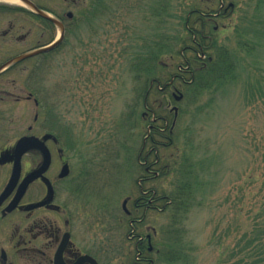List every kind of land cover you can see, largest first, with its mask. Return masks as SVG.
I'll use <instances>...</instances> for the list:
<instances>
[{
    "label": "rangeland",
    "instance_id": "1",
    "mask_svg": "<svg viewBox=\"0 0 264 264\" xmlns=\"http://www.w3.org/2000/svg\"><path fill=\"white\" fill-rule=\"evenodd\" d=\"M32 1L69 23L61 45L27 66L36 64V97L46 106L38 122L63 119L69 155L74 159L81 151L86 157L80 199L88 210V227L99 225L100 264H133L140 225L127 224L122 203L127 200L126 210L134 212L142 141L147 140L152 158L155 142L168 137L169 130L171 146L157 150L164 163L173 158L177 163L170 174L144 186L158 192L178 184L190 188L192 206L177 221L188 244L187 264H246L239 261L241 248L257 251L255 245L264 242V0H221V8L220 0ZM196 8L217 15L201 28L200 21L194 22L199 13H190ZM185 18L219 53L220 65L208 66L195 78L185 65L191 55ZM39 22L21 15V34L28 33L21 52L59 34L55 26ZM198 61L207 63L202 54ZM24 70L22 83L29 77ZM170 74L182 76L171 78L179 101L170 97L173 88L146 94L152 78L166 80ZM145 97L159 119L143 107ZM172 217L168 209L145 210L141 224L153 250L161 244L166 256L174 252L177 235ZM85 228V238L96 235V229Z\"/></svg>",
    "mask_w": 264,
    "mask_h": 264
},
{
    "label": "flooded vegetation",
    "instance_id": "2",
    "mask_svg": "<svg viewBox=\"0 0 264 264\" xmlns=\"http://www.w3.org/2000/svg\"><path fill=\"white\" fill-rule=\"evenodd\" d=\"M29 1L44 9L32 0ZM63 1L70 5L77 4L80 0ZM220 2L221 8L223 4L221 0ZM232 5L229 3L230 7ZM198 9L191 12L201 13L205 20L217 15ZM21 15L20 6H12L7 2L0 3V264H54V255L62 242L58 264H91L90 261L82 260L83 256H89L96 264H100L102 250L97 237L99 225L94 222L89 226L93 232L97 227L94 237L84 236L85 227L89 228L86 223L88 210L80 195L83 187L81 182L84 184L82 174L87 163L86 157L82 156L81 151H77L78 156L74 159L69 155L70 141L67 125L63 119L58 123L59 119L50 116L45 123L38 122L46 106H43L42 100L36 97L38 88L34 84L33 76L36 64L34 62L27 66L32 59L56 50L64 38L59 46L50 52L9 63L16 56L36 48L35 45L27 51H20L21 41L28 35V33L21 34ZM65 17L71 18L67 13ZM59 20L64 27L65 35L69 23L63 18ZM2 26L6 28L2 29ZM24 69H28L29 77L22 83L21 76ZM191 73L192 71L189 70L190 75ZM178 77L182 78L181 75ZM174 91L178 93V90L173 88L171 92L173 99ZM49 113L51 115V112ZM22 124L25 126L20 132L18 128ZM47 134L51 137L44 139V135ZM23 136H33L42 143L49 153V163L41 176L29 182L24 191L20 192L19 186L22 180L37 170L44 159L42 152L36 148L23 153L18 160V178L9 184L16 165L15 144ZM146 145L147 140L142 141L141 150L137 155L141 168L137 179L140 195L132 200L134 212L126 210L127 200L122 206L128 218L127 224L131 227L133 223L140 225V228H136V239L133 244L135 261L140 263L147 259L145 251L154 252L151 245L152 237L145 233L146 227L141 226L144 212L152 210L160 213L163 210L156 202L158 198L155 199L154 194L148 196L147 191L151 186L144 185L159 179V174L164 172L165 163L157 150L158 146L152 147L154 152L150 158L151 152L146 149ZM63 167L66 168V174L60 176ZM140 211L142 212L140 217L133 216ZM130 234L131 229L127 235Z\"/></svg>",
    "mask_w": 264,
    "mask_h": 264
},
{
    "label": "trees",
    "instance_id": "3",
    "mask_svg": "<svg viewBox=\"0 0 264 264\" xmlns=\"http://www.w3.org/2000/svg\"><path fill=\"white\" fill-rule=\"evenodd\" d=\"M190 13L193 14V12H190ZM194 13H197V12H194ZM21 14L23 16H29V17H33L36 20L37 19L40 20V22L44 26H47V27L49 25L53 26L51 22L29 12L27 9L22 8V7H21ZM195 21L201 22V24L203 25V26H200L201 28H203L206 24V20L204 19V16L201 13H199L198 17L196 19H194V22ZM189 22H190V18H185L184 26H188ZM186 28H187L189 35L191 36V39H190L191 44L188 47V49L191 52V55H190V57L184 58L185 59V65L188 66L192 72H194L192 78L193 77L195 78V77H197V74L199 76V74L202 71H204L208 66H211V65H212V67L215 66V64L218 62V59H219V57H218L219 53H217V48L214 45L213 41L211 42L212 44H210L209 39H207V36H203V34L200 32L202 29L198 30V28L194 27V26H188ZM51 39H52V37H50V39L47 42H49ZM47 42H45V43H47ZM45 43L36 45V47L44 45ZM186 48H187V46L185 47V49ZM200 54L204 55L207 59V63L204 64L203 66H202L203 63L198 61ZM217 64L220 65V62ZM228 69H229V67L227 65L226 68L224 69V72H223V66H221V72L224 73V74L222 73L221 75H225V72L228 71ZM219 74H220V72H219ZM179 75L180 74H178V75L170 74L169 75L170 78L166 79V80H161L159 78H152L150 80L151 84L149 83L146 87V91H147L146 94L151 93V94L158 95L159 93H164V91L171 89L172 88V83L170 84V82H172L171 78L174 76H179ZM221 75L218 76L219 79H222L225 77V76L222 77ZM174 79H175V77L173 78V80ZM159 86H160V88H159ZM170 97H172L171 94H170ZM143 107H145V109H147L149 112H152V114H154V117H155L157 109H155V108L153 109L150 105H148V103L146 101V97L143 101ZM156 117H159L158 113L156 114ZM156 117L154 119H156V120L159 119ZM155 134H160V133H158V131H157V133H155ZM169 138H170V130L168 132V137L163 138L164 140L161 143L157 144L158 148L161 147L162 149H164V148L167 149L168 147H170L171 146V140ZM155 143H158V142H155ZM176 163L177 162H176L175 158L171 159L168 162H165L164 172L162 175L170 174ZM188 173H190V172L188 171ZM147 193H148L149 197H151V195L154 194L155 195L154 198L155 199H156V197L158 198V200L156 199V202L159 203V207L163 208L162 211H165L168 209V210L173 212L171 228H174L175 225H178L177 228H174V229H176L175 233H177V235L174 233L175 236L172 239V245L174 247V252L171 251L172 253H170L169 256H166L165 254H163V251H162L164 246L160 244V246L156 247V251H154L152 253L145 251L147 259L145 261H143V263L137 262L134 259L133 264H135V263L136 264H163L164 262H166V264H176V261H178L177 264H187V259L189 258L188 251H187V245L188 244L187 245L184 244L183 237H182L183 236L182 234L184 231L182 229V226L179 223H177V221L182 220L186 216L187 212L189 211V209L192 206L191 201L189 200L190 188H187L186 186H184L182 184L181 185L178 184L170 192H166L165 190L158 192V190L156 188H149ZM262 197H263V200L260 202V207H264V192L262 194ZM128 231H129V229L127 230V232ZM262 232H264V230H262ZM255 246H256L255 250H257V251H254L252 249V246L250 247L249 245H247L245 248H241L240 251L242 253V256H241V258H239V261H242V262L245 261L246 264H264V242H260V244H257ZM166 247H169L168 244ZM177 247H178V249H177ZM144 249H145V247H144ZM139 250L141 251L140 247H139ZM226 250H227V247H225L221 251L220 254H223L224 252H226ZM238 262H236V263H238Z\"/></svg>",
    "mask_w": 264,
    "mask_h": 264
},
{
    "label": "water",
    "instance_id": "4",
    "mask_svg": "<svg viewBox=\"0 0 264 264\" xmlns=\"http://www.w3.org/2000/svg\"><path fill=\"white\" fill-rule=\"evenodd\" d=\"M23 6L27 7L31 12H33L34 14H36L37 16L51 22L58 30L59 34L56 35L54 37V39L52 41H50L48 44H45L43 46L34 48L32 50H29L25 53H22L18 56H16L15 58H13L9 63H13V62H17V61H22L24 59L36 56V55H40L43 53H47L49 51L54 50L62 41L63 36H64V27L61 23L60 20L56 19L54 16H52L50 13L40 9L39 7H37L35 4H33L31 1L29 0H18ZM68 16H70V13H67ZM7 64H5L6 66ZM181 98V94H179L178 96L175 95V100H180ZM176 107H173V110L176 114ZM47 137H51V135L47 134L44 135V139ZM32 148H36L38 150H40L43 154V163L42 165L35 171L31 172L29 175H27L21 182L19 189L20 192H23L25 187L27 186V184L31 181H33L35 178L41 176V174L46 170L48 163H49V153L48 151L43 147L42 143L35 137L33 136H23L21 138H19L15 144V150H14V154H15V159H16V165L14 166L13 172H12V176L11 179L9 181V184L15 182V180H17L18 175H19V163L18 160L20 158V156L25 153L26 151H28L29 149ZM66 174V168L63 167L60 171V176H64ZM8 188V187H7ZM50 192V191H49ZM124 202L122 203V206ZM63 246V242L61 243L60 247L58 248V250L56 251L55 255H54V264H58L59 263V258H60V254H61V249ZM82 260H87L90 261L91 264H96V262L91 259L89 256H83L81 258Z\"/></svg>",
    "mask_w": 264,
    "mask_h": 264
},
{
    "label": "bare ground",
    "instance_id": "5",
    "mask_svg": "<svg viewBox=\"0 0 264 264\" xmlns=\"http://www.w3.org/2000/svg\"><path fill=\"white\" fill-rule=\"evenodd\" d=\"M0 1L11 3V4H18V5L21 4L18 0H0Z\"/></svg>",
    "mask_w": 264,
    "mask_h": 264
}]
</instances>
